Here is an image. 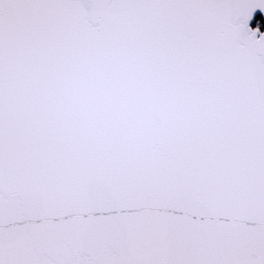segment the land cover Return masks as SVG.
I'll list each match as a JSON object with an SVG mask.
<instances>
[{"label":"snow or ice","instance_id":"1","mask_svg":"<svg viewBox=\"0 0 264 264\" xmlns=\"http://www.w3.org/2000/svg\"><path fill=\"white\" fill-rule=\"evenodd\" d=\"M0 264H264V0H0Z\"/></svg>","mask_w":264,"mask_h":264}]
</instances>
